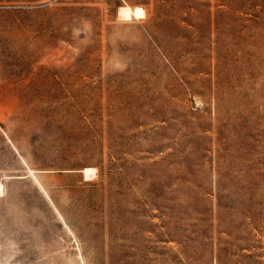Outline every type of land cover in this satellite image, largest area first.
Returning <instances> with one entry per match:
<instances>
[{
    "label": "rangeland",
    "instance_id": "374dc122",
    "mask_svg": "<svg viewBox=\"0 0 264 264\" xmlns=\"http://www.w3.org/2000/svg\"><path fill=\"white\" fill-rule=\"evenodd\" d=\"M0 264H264V0H0Z\"/></svg>",
    "mask_w": 264,
    "mask_h": 264
},
{
    "label": "bare ground",
    "instance_id": "6f19581e",
    "mask_svg": "<svg viewBox=\"0 0 264 264\" xmlns=\"http://www.w3.org/2000/svg\"><path fill=\"white\" fill-rule=\"evenodd\" d=\"M84 173L86 176L95 175L97 173V169L95 167H86L84 169Z\"/></svg>",
    "mask_w": 264,
    "mask_h": 264
},
{
    "label": "snow or ice",
    "instance_id": "6c2138e0",
    "mask_svg": "<svg viewBox=\"0 0 264 264\" xmlns=\"http://www.w3.org/2000/svg\"><path fill=\"white\" fill-rule=\"evenodd\" d=\"M137 15H138V16H142V15H143V11L140 10V9H137Z\"/></svg>",
    "mask_w": 264,
    "mask_h": 264
}]
</instances>
